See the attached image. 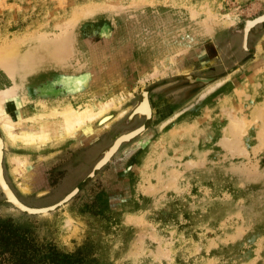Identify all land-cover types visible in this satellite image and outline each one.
Segmentation results:
<instances>
[{"label": "rangeland", "instance_id": "rangeland-1", "mask_svg": "<svg viewBox=\"0 0 264 264\" xmlns=\"http://www.w3.org/2000/svg\"><path fill=\"white\" fill-rule=\"evenodd\" d=\"M88 5L99 9L74 28L102 51L99 63L31 80L27 109L39 96L53 104L98 90L129 93L74 139L28 151L4 138V176L22 202L46 207L75 193L30 214L0 188V264H264V21L246 46L243 38L264 0H0V47L54 37ZM208 13L220 23L204 35ZM162 21L183 23L191 39L176 58L185 71L154 67L166 57ZM9 85L0 66V88ZM143 91L151 115L131 118ZM7 108L13 116L22 109L16 100ZM234 120L245 125L239 139L229 133ZM136 129L94 169L118 136ZM14 154L30 160L23 178Z\"/></svg>", "mask_w": 264, "mask_h": 264}, {"label": "bare ground", "instance_id": "bare-ground-1", "mask_svg": "<svg viewBox=\"0 0 264 264\" xmlns=\"http://www.w3.org/2000/svg\"><path fill=\"white\" fill-rule=\"evenodd\" d=\"M98 9L99 6L97 5H88L79 9L74 16L61 24V32L54 37L40 35L36 39H30L25 46L22 45L23 47H20L17 42L3 43V46L0 47V66L10 78V85L6 88H0V128L2 131V136H0V188L9 198H13V195L27 207L30 206L17 197L4 176L2 164L4 138L10 144L28 151H40L47 146L56 145V143L67 139H74L83 129L94 125L112 110L120 109L127 97L126 94L129 93L120 91L117 94L104 95L98 90L97 96L92 93L89 98H79L75 102L63 99L53 104L48 103V101L45 103L44 96H39L33 100V108L30 111L27 109L26 103L31 100L29 92L31 80L39 77L43 78L44 76L46 78L53 73L68 77L88 67L92 68L95 63H99L102 51L97 52L93 48H88L81 40L80 33L74 28L81 18L95 14ZM216 16L213 13H208L206 19L207 29L203 32L204 35H211L216 30L220 23L215 19ZM249 23L252 24L253 21H249ZM162 24V28H164L163 40L166 41L162 45V55L165 54L166 57L154 67L158 68L161 65L164 66V70L171 68V70L176 69L177 72L180 70L185 71L176 63V58L190 48L192 45L191 39L185 34L183 23L170 26L168 22L162 21ZM258 49H260L259 46ZM145 73L142 75L144 79L147 77ZM222 82L219 81L217 84L219 85ZM215 85L212 87H215ZM13 100H16L22 107L20 111H17L16 116H13L7 108L8 103ZM135 109V112L148 117L152 112L148 98H145ZM262 112H260L259 119H264V113L262 114ZM124 113L125 110L121 109L120 115L122 116ZM232 123L228 127L229 133L236 136L235 139H239V133L245 134V125L243 122H236V120ZM136 132L138 130L127 133L128 135L126 134L123 137L128 136L127 138H129ZM258 141L259 146L264 148V122L260 128ZM221 143L229 149L239 146V142H236V140L231 142L223 140ZM11 161L14 164V173L23 178L25 170L30 164L29 158L25 157L23 159L20 158V155L14 154ZM21 181L22 190L27 191V184Z\"/></svg>", "mask_w": 264, "mask_h": 264}, {"label": "water", "instance_id": "water-1", "mask_svg": "<svg viewBox=\"0 0 264 264\" xmlns=\"http://www.w3.org/2000/svg\"><path fill=\"white\" fill-rule=\"evenodd\" d=\"M249 21H253L252 24L249 23ZM264 21V14L260 15L252 20H248L246 22L245 28H244V43H246V35L248 30L255 24L259 23V22H263ZM137 130V129H136ZM136 130H133L131 132H134ZM139 131V130H138ZM128 132V133H131ZM138 132L134 133V135H136ZM125 134H122L120 136H118L114 141L113 144L108 148V151L103 154V157L95 164L94 169H98L100 168L103 164H105L109 158L111 157V155L116 151V149L118 148V146L123 142L126 141L128 139H130L133 136H130L129 138H127L128 136L123 137ZM128 135V134H127ZM119 140V141H118ZM113 151V152H112ZM107 153H109V155H107ZM75 193V190H73L72 192H70L69 194H67L62 200H60L59 202L53 204V205H49L46 207H27L24 204H22L20 201H18L13 195V198H9L7 196V194L4 192L6 199L8 202H10L11 204H13L16 208H18L21 211H25L27 213L30 214H45L48 213L49 211L55 209L56 207H58L59 205H62L63 203H65L73 194Z\"/></svg>", "mask_w": 264, "mask_h": 264}, {"label": "flooded vegetation", "instance_id": "flooded-vegetation-1", "mask_svg": "<svg viewBox=\"0 0 264 264\" xmlns=\"http://www.w3.org/2000/svg\"><path fill=\"white\" fill-rule=\"evenodd\" d=\"M245 28V27H244ZM244 28H243V34H244ZM250 30V29H249ZM249 30H248V32H247V35L249 34ZM247 35H246V42H247ZM244 36V35H243ZM244 38V37H243ZM245 46H246V43L244 44ZM145 97H147V91H143L142 92V100H140V102L133 108V110H132V112H131V115H130V117L131 118H133L134 116H141V117H148V116H146V115H141V114H139V113H137V112H135V108L137 107V106H139L140 104H141V102L145 99ZM148 98V97H147ZM150 117V116H149ZM142 127H139V130L141 129ZM138 130V129H137ZM139 132V131H138ZM104 153V152H103ZM103 156V155H102ZM12 189V188H11ZM4 192V191H3ZM18 197V196H17ZM27 205V204H26ZM29 206V205H28ZM31 207V206H30Z\"/></svg>", "mask_w": 264, "mask_h": 264}]
</instances>
